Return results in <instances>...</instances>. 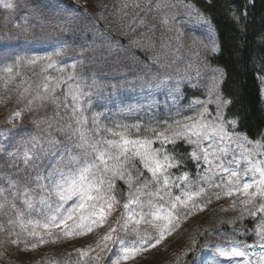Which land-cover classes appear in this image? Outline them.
<instances>
[{"label": "snow or ice", "instance_id": "6c2138e0", "mask_svg": "<svg viewBox=\"0 0 264 264\" xmlns=\"http://www.w3.org/2000/svg\"><path fill=\"white\" fill-rule=\"evenodd\" d=\"M0 5L4 9L15 7L11 0H0ZM155 7L171 9L175 5L165 3L156 4ZM188 14L192 15L190 8ZM196 15L199 18V14ZM243 15L246 17L247 12ZM233 18L239 21L235 13ZM38 19L41 25L50 23L43 18ZM161 22L168 25L169 16L163 15ZM200 22L208 24L207 20L201 19ZM207 38L211 47L205 44L204 48L218 55L220 48L210 25ZM162 46L169 47L168 44ZM21 59L17 58V64ZM42 59L49 62L43 71L55 67L52 56L34 57L28 63L36 65ZM13 67L8 65L4 69L9 74L5 87L12 82ZM71 67L75 69L76 65ZM192 67L191 64L187 66L188 69ZM203 71L210 73L205 86L207 99H196L187 105L196 112L195 115L171 123L168 119H156L161 105L170 112L182 98L179 84L172 86L168 83L171 77H164L155 85L164 92V99H153L146 106H139L148 114L145 125L115 123L112 127L101 126V112L93 113L91 118L85 115L93 107L91 89L95 87V81L88 84L74 73L66 78L42 76L41 83L36 85V98L50 100L57 109L62 106L66 111L71 110L70 122L59 127L58 131L65 133L66 139L73 143L61 145L59 140L49 139L47 148L39 149L44 157L49 158V163L43 166L35 163L42 159L37 152L35 137L26 141L32 143L33 147L24 149L22 160L18 151L7 153L13 157L7 162L8 166L17 170L11 175H3V182L0 183V215L7 216V224L13 228L19 227L27 236L39 237V244L48 242L46 237L54 238L57 235L52 229H60L59 234L65 237L85 235L104 225L114 208L121 203L115 185L119 178L127 185L128 192L123 203L124 212L117 220L118 228H110L103 236V242H98L99 252L96 255L89 256L95 251L92 248L76 251L79 256L95 261V264H102V261L104 264H122V261L133 259L171 235L180 226L181 216L187 217L197 209L203 210L202 205L210 203L212 196L200 202H197V198L208 189L218 188L221 191L214 194L217 200L221 194L229 197L239 194L242 197L241 214L237 219L242 220L247 216L256 221L252 231L257 241L248 244L228 237L226 233H219L226 239L212 245L208 249L211 259L205 258L200 264H264V133H261L260 139L253 141L238 131L241 117L239 114L228 115L232 100L225 98L221 91L225 79L223 69L213 68L205 62ZM195 78L197 83L192 82L190 75L184 77L191 87H199L198 82L202 78L200 66L195 68ZM58 89H62L59 96ZM28 91L29 88L25 87L24 92ZM32 103V100L28 101L29 105ZM197 105L201 110L196 111ZM208 105L215 106L214 115L209 112ZM20 115V111L15 112L9 122ZM89 119L91 127H88ZM48 126L51 128L52 124ZM161 126H164L163 131H158ZM133 130L136 135H133ZM141 131L152 135L141 136ZM157 140L161 147L153 148ZM181 140L192 146L188 158L196 166L194 178H190L187 171L173 178L169 171L186 167L183 156L170 154L164 147L167 144L175 147ZM2 151L4 149L0 148ZM21 162L23 168L19 167ZM137 162L142 168H137ZM143 170L150 173V179L144 178ZM173 188L179 189L178 195L172 192ZM232 207H236L235 201ZM141 225L150 226L154 233L150 235L148 228ZM3 227L0 224V230ZM39 228L44 229L43 234L37 231ZM15 235L17 239L12 241L14 244L19 243L20 233ZM37 246L36 243L32 244L33 248ZM256 248L260 249L259 253L255 251ZM105 252L111 254L107 260L101 255Z\"/></svg>", "mask_w": 264, "mask_h": 264}, {"label": "rangeland", "instance_id": "374dc122", "mask_svg": "<svg viewBox=\"0 0 264 264\" xmlns=\"http://www.w3.org/2000/svg\"><path fill=\"white\" fill-rule=\"evenodd\" d=\"M75 1L90 6L94 14L85 15L67 6L62 0H11L15 5L14 9H4L0 5V148L4 149L0 152V183L3 182L4 174L11 175L17 170L8 166L7 162L13 157H9L7 153L18 151L22 160L24 149L33 147L32 143H26L31 141L32 137L36 138L37 152L42 156V159L36 160L35 163L42 166L49 163V158L44 157L39 149L41 147L46 149L47 141L54 139V135L57 136L56 140H59L61 145L73 143L66 139L65 133L58 131L61 123L65 125L70 122V109L66 111L61 106L59 109L64 110L61 113L57 112L54 120H51L53 117L50 114L54 112L53 107H56L54 103L50 100H37L27 93L19 92L15 74L22 61L27 66H33L28 63L29 59L52 56L56 64L53 68H47L50 75L66 78L74 73L77 78H83V81L88 84L95 81V87L91 89L93 107L85 115L91 118L94 111L102 110L101 113L107 120L100 121L101 126L112 127L115 123L123 124L119 119L114 120L113 123L108 122L113 110L128 115L133 120L130 125H145L148 114L139 106H146L153 99L161 101L164 99V92L155 87L164 77H171L168 83L172 86L179 84V94L182 98L170 112L161 105L160 114L156 119H168L169 123L173 120H183L186 116L196 114L187 107L191 101L207 99L205 86L210 73L203 71V64L207 62L210 65L208 59L212 54L204 48L205 44H209L207 38L209 25L216 42L217 37L210 21L192 3L185 0ZM165 3L174 4L175 7L171 9L155 7L156 4ZM189 8L192 10V15L188 14ZM165 14L169 16L168 25L161 22ZM38 17L50 23L41 25ZM97 19L103 26H99ZM201 19L207 20L208 24L201 23ZM103 27L107 28L104 29L108 32V37L104 36L107 34L101 29ZM61 28L64 30L61 31ZM121 37L127 42L124 43ZM164 44H168L169 47H163ZM105 51H107L106 57L103 58L100 54ZM116 51L119 52L117 56ZM137 51L142 52L146 59H141L139 62L137 58L140 56ZM57 52L60 54L56 55ZM18 57L22 58L19 64H17ZM38 63L45 69L49 62L42 59ZM73 64L76 65L75 69L71 67ZM189 64L193 66L192 69L187 68ZM8 65L14 66L13 79L5 87V79L9 74L4 69ZM197 66L201 68L202 78L198 82L199 87L193 88L184 77L190 75L192 82L197 83L195 78ZM261 82L264 93V77L261 78ZM69 83L72 82L69 81ZM186 86L203 92V96L183 101V90ZM29 100L33 101L31 105L28 104ZM130 108L132 111H129ZM177 108L179 114H177ZM208 108L214 115L215 106L208 105ZM199 110L201 109L197 105L196 111ZM17 111L21 112L20 117L13 118L9 122V118L13 117ZM49 123L52 124L51 128L48 126ZM88 127H91V119H89ZM163 128L164 126H161L158 131H163ZM136 134L133 130V135ZM152 147L154 148V144ZM136 166L142 168L139 162ZM19 167H24L22 162ZM169 171L175 178L173 171ZM143 173L144 178H151L147 170H143ZM115 185L116 195L121 194L118 197L121 205L114 208L104 225L94 228L92 232L85 235L65 237L59 234L60 229H52L51 231L57 235L54 238L46 237L48 242L39 244V237L27 236L19 227L13 228L8 225L7 216L0 215V224L4 226L0 230V260L4 264H95V261H90L88 257L79 256L76 250L92 248L95 251L89 253V256L96 255L99 252L98 242H103L102 238L110 228L118 226L117 220L124 212L123 203L127 198L128 187L119 178L116 179ZM152 189H155V185ZM220 191L221 189L218 188L208 189L205 194L197 198V202H200L212 196L210 203L202 205L203 210L197 209L187 217L181 216L180 226L171 235L166 236L155 247L142 251L133 259L122 261V264H200V261L205 258L211 259V252L208 249L212 245L226 239L219 233H226L228 237L254 244L257 237L252 229L256 221L247 216L242 220L237 219L241 214L240 199L242 197L239 194L232 197L221 194L220 199L217 200L214 194ZM172 192L178 195L179 189L173 188ZM233 201L236 202L235 208L232 207ZM54 207L55 204H53ZM226 214L232 218L233 224L240 221L239 224L224 226L222 218ZM207 217L208 225L206 226L204 222ZM69 223L72 222L69 221ZM141 227L148 228L150 235L155 231L147 225H141ZM198 228V234L207 232L204 235L207 244L196 248L197 236L194 234ZM37 231L44 233L42 228ZM15 233H20V236L19 243L14 244L12 241L17 239ZM252 237L255 239L254 242L250 241ZM128 239H135V237H128ZM33 243L38 246L33 248ZM255 251L259 253L260 249L256 248ZM101 255L105 260L111 256L108 252ZM236 259L242 260V258Z\"/></svg>", "mask_w": 264, "mask_h": 264}, {"label": "trees", "instance_id": "16d2710c", "mask_svg": "<svg viewBox=\"0 0 264 264\" xmlns=\"http://www.w3.org/2000/svg\"><path fill=\"white\" fill-rule=\"evenodd\" d=\"M67 6L75 8L81 11L85 15L94 14V11L90 6L77 3L75 0H62ZM192 3L198 11L206 17L213 26L216 32L217 45L220 48L218 55L211 54L209 56V63L211 66L223 69L225 73V79L221 86V91L224 97L232 100V105L228 109V115L239 114L241 117L238 131L246 134L249 139L256 141L260 139L261 133H264V93L262 89L261 78L264 77V0H185ZM247 12V16L243 15ZM239 17L237 22L233 18V14ZM97 22L99 26H103ZM106 27L101 28L102 30ZM108 37L109 34L105 30ZM110 33V32H109ZM122 41L126 43V39L122 38ZM93 53H96L90 50ZM107 51L100 55L105 58ZM119 52L116 51V56ZM138 61L146 59L142 52L137 51ZM119 60V59H118ZM121 61V60H120ZM19 75H15V81L20 93H27L36 98V85L41 83L42 76L50 75L46 70L43 71L42 65L27 66L23 61L21 62L17 71ZM54 77L53 75H50ZM28 87L29 91L24 92V88ZM42 91V89H41ZM62 89L57 90V95H60ZM203 96V92L193 89L191 87H184L183 101H189L193 97ZM18 98V97H17ZM38 100V99H37ZM188 103V102H187ZM18 109V108H17ZM54 112L50 114L54 120L57 112L61 113L64 109H57L53 107ZM102 110H97L101 112ZM88 113V112H87ZM95 113V111L93 112ZM110 119L108 122L113 123L114 120H121L123 124L133 123V120L121 111H111ZM61 118V117H60ZM104 116L99 117V121H106ZM22 122V121H21ZM60 126H63L61 123ZM149 135L150 133H139ZM54 139L57 136L54 135ZM161 147V143L158 140L154 143V148ZM170 154H175L178 157L183 156L186 167L180 169H170L173 171L174 177L187 171L190 173V177L194 178L196 173V166L191 159L188 158V154L192 151V147L184 143V141H178L173 147L171 144L164 146ZM45 163L43 165H47ZM121 196L118 194L117 198ZM121 203L118 205L120 206ZM221 219V218H220ZM223 225L237 226L232 223V218L229 215L223 216ZM204 225H208V217L205 220ZM118 228V226H117ZM199 228L196 230L194 236H197L195 245L197 247H203L207 244L204 234H198ZM193 236V237H194ZM250 241H255L252 237ZM193 247L191 245V251ZM0 264H4L0 260Z\"/></svg>", "mask_w": 264, "mask_h": 264}]
</instances>
